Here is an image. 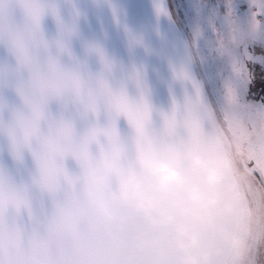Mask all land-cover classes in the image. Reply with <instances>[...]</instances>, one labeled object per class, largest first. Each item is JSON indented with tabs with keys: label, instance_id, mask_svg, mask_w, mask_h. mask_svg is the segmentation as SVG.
<instances>
[{
	"label": "clouds",
	"instance_id": "clouds-1",
	"mask_svg": "<svg viewBox=\"0 0 264 264\" xmlns=\"http://www.w3.org/2000/svg\"><path fill=\"white\" fill-rule=\"evenodd\" d=\"M71 2L0 0V264H264V110L233 87L210 107L190 56L157 105L145 64L75 51ZM262 13L220 52L264 42Z\"/></svg>",
	"mask_w": 264,
	"mask_h": 264
},
{
	"label": "water",
	"instance_id": "water-1",
	"mask_svg": "<svg viewBox=\"0 0 264 264\" xmlns=\"http://www.w3.org/2000/svg\"><path fill=\"white\" fill-rule=\"evenodd\" d=\"M73 9L80 13V39L74 41L77 53L82 52L83 40L97 41L126 66L145 64L157 105L167 106L172 94H184V85L174 80L172 68L191 54L169 0H72L64 5L65 15ZM46 26L55 31L51 20ZM129 32L139 36L142 45L131 47ZM190 68L199 82L192 58Z\"/></svg>",
	"mask_w": 264,
	"mask_h": 264
},
{
	"label": "rangeland",
	"instance_id": "rangeland-1",
	"mask_svg": "<svg viewBox=\"0 0 264 264\" xmlns=\"http://www.w3.org/2000/svg\"><path fill=\"white\" fill-rule=\"evenodd\" d=\"M173 15L186 39L205 100L218 109L227 87L236 89L243 101L255 100L264 73V57L253 55L251 71L240 80L236 65L264 42L237 46L234 56L219 50V41L232 31L234 20L245 19L251 11L250 0H169ZM249 81L254 91H249ZM259 99L264 101V95Z\"/></svg>",
	"mask_w": 264,
	"mask_h": 264
},
{
	"label": "snow or ice",
	"instance_id": "snow-or-ice-1",
	"mask_svg": "<svg viewBox=\"0 0 264 264\" xmlns=\"http://www.w3.org/2000/svg\"><path fill=\"white\" fill-rule=\"evenodd\" d=\"M250 8H254L256 11H260L261 9H264V0H260L259 5H250ZM264 15V13H262ZM243 50V47L242 49ZM253 55L264 57V47H257L255 48L253 53H250L247 57L244 58V63L236 65L235 72L238 75L240 80L245 79L246 70L251 71L252 68V59ZM249 91H254L255 89L251 88V81H249ZM258 87L260 89V92L255 100L247 101L248 103H251L259 110H264V101H261L259 99L260 96L264 95V73H261V79L258 83ZM231 88V86L227 87L226 90ZM250 174L254 177V179L261 184H264V165H261L259 161L251 162L248 165Z\"/></svg>",
	"mask_w": 264,
	"mask_h": 264
}]
</instances>
